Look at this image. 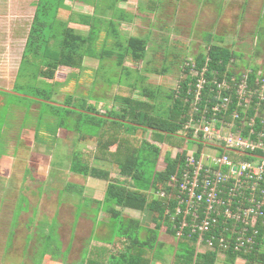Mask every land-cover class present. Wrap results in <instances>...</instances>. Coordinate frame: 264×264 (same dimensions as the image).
Listing matches in <instances>:
<instances>
[{
	"label": "rangeland",
	"instance_id": "1",
	"mask_svg": "<svg viewBox=\"0 0 264 264\" xmlns=\"http://www.w3.org/2000/svg\"><path fill=\"white\" fill-rule=\"evenodd\" d=\"M151 1L157 4L154 10L147 7ZM262 1H120L115 4V9L123 10L125 19L120 21L117 27L118 40L123 42L134 36L147 38L148 41V49L145 50V58L142 61L133 62L129 57L124 61V66L131 71L128 79L122 70L115 67L116 51L111 50L110 53L106 51L113 48L116 39L109 37L104 43L105 33L101 31L93 50L97 54L102 52V60H99L98 56L84 57L80 70L60 66L52 80L39 77L38 80H34L35 84L46 89L51 87L53 89L51 99L57 104H62L65 97L71 96L75 100L73 103L83 99L101 113L112 109L114 113H119L115 111L119 109L118 104L113 102L116 85H109V82L116 83L119 79L127 83L137 81L139 88L160 89L162 96L157 100L156 106L163 111L170 104L165 95L177 90L185 66L193 63V58L198 52L206 51L209 44L207 39L212 44L225 45L236 52L239 59L237 58L235 63L240 64L237 66L239 69H243L247 62L264 66V43H261L264 39V36L262 37L264 29L258 28L256 31ZM112 2L114 0H52L51 3L49 0H0V258L4 252L5 257L2 261L6 260L3 263L20 264L21 261L25 263V259H21L24 254L27 263L38 264L43 254L46 255L53 250V245L60 247L57 229L53 228L54 232L48 238L44 233L45 230L49 231L47 220L49 216L55 217L51 222L58 220L56 212L52 215L56 204L53 203L54 196L51 198L49 195L53 191L48 187L55 177L51 173L56 174L62 169L64 174H68L66 155L78 141L83 143L82 148L86 152L88 146L92 148L88 150L93 151L97 141L79 140L80 134L86 133L85 128L81 131L76 130L77 132L74 130L65 132L75 128V121L78 122L76 115H66L63 109L51 108L31 99L4 96L1 91L14 93L12 90L17 82L16 77L27 43L37 54L46 40H49L46 47L51 53L57 52L64 27L85 35L88 28L80 24L79 15H91L95 7L96 16L108 20L112 17V10L109 9ZM44 4L48 10L41 11L45 8ZM51 59V55H41L37 59L32 56L28 64H25L28 71L27 81L34 83L30 76L33 67H29ZM26 79L22 78L19 81L24 85ZM19 91L20 94L28 96L27 86L20 88ZM140 92L141 90H134L133 98L149 100L142 97ZM66 118L67 126L71 128L57 129L59 122ZM137 134L139 138L152 142L148 131L146 133L139 131ZM152 143L160 148L161 157L165 151L172 155L176 149L182 147L177 146L179 143L177 139L171 143L154 141ZM63 148L66 155L62 153ZM46 156L53 158L50 167H47L49 158ZM140 168L144 171L145 180L152 178L154 169L152 170L151 163L143 161ZM47 169L49 171L46 173ZM159 169L162 170L163 167ZM42 178L46 184L42 183ZM127 183L132 187L129 180ZM29 189L37 192L32 195L25 194ZM47 197L48 201H42V198ZM77 213L76 210L75 215ZM42 214L44 219L40 221L39 217ZM19 218L24 230L20 226ZM37 218L38 223L44 224L42 226L44 231L34 229ZM113 228L111 225V232ZM67 230L64 228L62 232ZM25 232L28 234H24ZM171 251V248L154 249L156 254H163L165 257ZM222 261L223 259L219 258L216 264H223ZM237 262L243 264L244 261L238 259Z\"/></svg>",
	"mask_w": 264,
	"mask_h": 264
},
{
	"label": "trees",
	"instance_id": "2",
	"mask_svg": "<svg viewBox=\"0 0 264 264\" xmlns=\"http://www.w3.org/2000/svg\"><path fill=\"white\" fill-rule=\"evenodd\" d=\"M50 3L52 0H49ZM125 0H114L109 9L112 10V17L108 20L100 16H96L95 7L91 15L81 14L79 15V22L81 25L88 28L85 35L77 34L71 29L62 30L60 35V43L57 52L51 53L46 47L49 40H46L40 51L34 52L27 43L23 53V60L20 64V71L17 75V82L14 84V93L6 92L4 90L1 93L4 96L21 97L24 99H31L44 103L51 108L63 109L66 115L74 114L77 116L75 121V128L71 129L74 131H81L86 129V133L80 134V137L95 138L97 144L93 151L89 152H75L71 161L70 170L71 172L82 175L91 176L102 180L109 178V172L106 170H100L94 168L91 163L94 159L104 161L112 165L116 172L125 178H128L132 183V187L120 182L109 183L106 196L110 199V202L116 204L121 208H131L137 210L149 209L153 212V221L155 223V230L164 229L165 232L173 235L172 230L169 229V220L164 213V200L153 197L148 193V190L156 192L160 189H166V183L169 177L175 173L176 169L182 165L184 160L183 154H177L172 157L168 152L164 154L163 161L165 167L162 171H156L155 167L160 158V148L156 146L154 142H168L172 140H179L177 146H181L184 139L178 134L181 132V128L190 115L197 116L191 108L192 93L188 91L194 90L195 78L189 77L190 67L185 66L183 71V77L178 82V88L175 92L165 95V98L169 100L170 104L165 110H161L156 106V102L161 97L160 89H148L139 88L137 81L133 83H127L119 79L116 83L109 82V85L115 84V95L113 97L114 104H118L119 109L115 110L119 113H114L112 110H107L101 113L92 104H87L83 99H79L76 102L71 96L64 98L62 104L55 103L51 97L53 95V89L50 87L46 89L35 84L34 80H38L42 77L47 80H52L58 67H67L71 69L80 70L84 57H96L99 60L103 59V54L96 53L94 44L99 40L101 31H104L103 42L105 43L109 37H114L116 41L113 44V48L107 49V53L111 50L116 51V63L115 67L122 70L128 79L131 71L124 66L126 58H131L133 62L142 61L145 58V50H147V38L142 37H128L123 42L118 40L117 27L120 21L125 19L123 10L115 9V4ZM93 3H95L93 1ZM92 3V4H93ZM48 4V3H47ZM38 6V5H37ZM157 4L151 1L148 4L150 10L156 9ZM44 9L41 11L48 10L46 4ZM40 7H38L39 12ZM117 13V15H116ZM99 17V18H98ZM210 37V36H209ZM212 38V36H211ZM208 46L205 52H198L193 58L194 68L200 70L206 67L204 73L206 79L211 81L213 78V71H217V78L221 80L222 75L226 71V67L230 61H235L238 55L235 52L220 44H212L207 39ZM51 55L50 61H40L37 66L33 65V72L30 76L34 83L27 81L26 76L28 75L27 67L25 64L31 60V57L37 59L39 56ZM233 66L240 65L238 62L233 63ZM35 67V68H34ZM250 68L252 73L249 75V86L255 87V80L257 78V72L259 68L256 66H247ZM163 71V70H162ZM122 76V73H120ZM264 77V73L261 75ZM25 78L23 82L19 80ZM238 79V77H236ZM231 84L232 81L228 79ZM237 81V80H236ZM108 83V82H107ZM27 84V85H26ZM29 91L28 96L20 94L19 89L26 87ZM212 85H206L203 91V99L200 101L199 107L202 108L204 105L205 98L208 97V88ZM141 90V96L148 98L149 100L133 98L132 93L134 90ZM188 99V101H186ZM192 113V114H191ZM253 112H248V117H252ZM67 118L59 122L57 128L67 126ZM237 123L239 121H236ZM78 123V124H77ZM76 131V132H77ZM149 132V139L151 143L143 138H139L138 132ZM36 135V133H35ZM143 161L152 164L151 179L144 178V171L140 168ZM143 183H139L140 181ZM106 198V203L107 199ZM111 218L117 219L119 213L114 210H109ZM119 222H121L119 220ZM131 222V221H130ZM134 227H137V222H134ZM129 228L128 225H126ZM257 234L256 243L253 249L249 253L244 254H232L227 252L225 259L222 261L223 264H237L236 259L241 256L243 264H264V219L257 223ZM126 228V229H127ZM130 232L119 234L126 235L128 237L132 234ZM155 238V237H154ZM154 240L152 241V243ZM149 243V242H148ZM139 241L135 239L133 244L132 253L125 264H149L150 258L152 257V243ZM175 254L173 257L172 264H216L217 253L216 252H205L196 253V242L194 239H187L185 237L177 240V246L175 248ZM148 255V258L146 257Z\"/></svg>",
	"mask_w": 264,
	"mask_h": 264
},
{
	"label": "built area",
	"instance_id": "3",
	"mask_svg": "<svg viewBox=\"0 0 264 264\" xmlns=\"http://www.w3.org/2000/svg\"><path fill=\"white\" fill-rule=\"evenodd\" d=\"M234 62L221 80L213 71L211 81L204 75L206 67L198 71L194 62L187 64L189 77L196 79L188 93L197 116L190 115L183 124L178 135L184 142L171 155L183 154L182 165L166 189L155 192L164 200L173 237L194 239L196 253L216 252L223 260L227 252L249 253L257 223L264 219V71L257 72L252 88V70L239 69ZM206 85L212 87L200 108Z\"/></svg>",
	"mask_w": 264,
	"mask_h": 264
},
{
	"label": "crops",
	"instance_id": "4",
	"mask_svg": "<svg viewBox=\"0 0 264 264\" xmlns=\"http://www.w3.org/2000/svg\"><path fill=\"white\" fill-rule=\"evenodd\" d=\"M258 28L264 29V0L262 1L259 8V14L256 21V31ZM259 36L261 35L259 34ZM263 36L264 34L262 37ZM261 43H264V39ZM222 46L233 51L225 45ZM247 66H256L259 68V71H264V66H257L252 62H247L244 64L243 69H245ZM65 132L68 133L72 131L66 130ZM79 140L95 141L96 139L81 137ZM95 143L97 144V142ZM96 144H94V147ZM66 147L67 146L64 148L66 149ZM82 147L83 143L78 141V144L73 145L70 153L67 155L64 154L65 149L63 148L64 150L62 153L68 158L70 157L69 159H66L68 160V174H64L62 169L59 172H56V174L51 173L52 176L55 177H53L54 179L51 186L48 187L50 188L49 190L53 191L49 193V195L51 198L52 195L54 196L53 203H56L54 205L55 208H53L52 215H54L56 212L59 221L55 220L57 222L55 224V221L51 222V219L54 216L52 218L49 216L47 218V220H49V226L47 225L49 227V231L45 230L44 233L48 238L49 235L54 232H52L53 228H55V230L57 229L56 232L58 233V240L60 241L61 245L59 247L60 249L53 245V250L46 255L43 254L38 264H125L124 261H127L132 253L135 239L147 243H152L154 240L152 243L154 248L151 252L152 257L150 258L149 264H172L176 250L175 248L177 246V240L173 237V235L163 231V229L155 230L156 228L153 221V212L149 209L137 210L131 208H121L110 202V199L107 198L106 190L109 183L120 182L128 185V178L120 176L111 164L96 159L92 161L91 165L94 168L108 171L109 178L107 180H102L91 176H82L71 172L70 166L73 159V154L75 152H86V150ZM90 148L91 147L88 146V149ZM88 149L87 151L89 152ZM163 157H161L160 150V158L155 167L156 171H162L164 169L165 163L163 161ZM46 158H49V160H47V167H50V163L53 161V158L50 156H46ZM161 163L163 165H161ZM160 167H163V169L160 170ZM108 168L109 170H107ZM49 169L46 170V173L49 171ZM44 180L45 179H43L42 183L46 184ZM34 192L37 191L29 189L25 192V194L32 195ZM148 193L155 197V192L153 190H149ZM25 196L26 195H24V197ZM43 196L40 195V197ZM48 198L49 197L42 198V201H48ZM106 198L108 199L107 203ZM76 210L78 211L77 215H75ZM109 210L118 212V218H111V215L108 213L110 212ZM43 215L44 214L40 215V221L44 219ZM46 216L48 215L46 214ZM20 218V226L22 227V230H24ZM119 220L121 222H119ZM35 221V226H33L34 229L36 231H44L42 227L44 224H41V222L38 223V218ZM134 222H137L136 228L134 227ZM111 225L114 227L112 232L110 230ZM126 225H128L129 228H127ZM64 228H67L68 230L66 232H62V229ZM25 230H27L26 227ZM120 232H130L129 234H132L131 236L133 237L130 238L126 235L119 234ZM24 234H28V232H25ZM46 237H43V239ZM14 238L16 241V234H14ZM33 241L31 243H33ZM155 248L164 250L171 248L172 251L165 257L163 254H156L154 252ZM4 254L5 253L3 252L0 258V264H8L3 263L6 260L2 261V259L5 257ZM146 257L148 258L147 254ZM21 259H25V263L21 261L20 264H32L27 263L26 256L24 254H22Z\"/></svg>",
	"mask_w": 264,
	"mask_h": 264
}]
</instances>
